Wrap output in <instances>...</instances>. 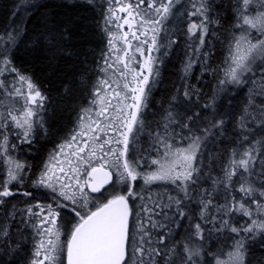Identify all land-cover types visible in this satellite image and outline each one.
Here are the masks:
<instances>
[{
	"label": "snow or ice",
	"instance_id": "snow-or-ice-1",
	"mask_svg": "<svg viewBox=\"0 0 264 264\" xmlns=\"http://www.w3.org/2000/svg\"><path fill=\"white\" fill-rule=\"evenodd\" d=\"M0 4V264H264V0Z\"/></svg>",
	"mask_w": 264,
	"mask_h": 264
},
{
	"label": "trees",
	"instance_id": "trees-1",
	"mask_svg": "<svg viewBox=\"0 0 264 264\" xmlns=\"http://www.w3.org/2000/svg\"><path fill=\"white\" fill-rule=\"evenodd\" d=\"M100 4H105L106 0H98ZM3 5L0 4V7ZM88 18L90 21L97 19L96 15L89 11ZM87 28L89 30V33L91 36L96 37L98 36V32L96 30V26L94 23H88ZM102 46L101 42L99 40H96L93 42V47H95L97 50ZM183 43L181 45L177 46L176 51H174L170 56H168L165 60V63L163 65L162 70V79L160 83L154 88L153 92V102L158 101L161 99V97H164L165 99L170 94V92L173 89V85L177 84L179 82V78L182 75L180 71V65L181 60L183 59L182 55H178L182 51ZM195 73L199 75L200 68L197 67L195 69ZM34 74L36 81L45 89L48 88L49 84L52 85L53 89L58 90L59 83L57 80V73L56 72H49V69L40 64L36 63L34 66ZM206 81V82H205ZM193 82H195V79L193 78ZM213 81L210 80L209 77H204V80L201 81V87L205 89V91H210L212 87ZM247 90L245 89V92H242L240 96L236 98V102L239 103V101L243 98V96L246 94ZM153 109H149V113L152 112ZM74 113H69L67 110L63 112V114L59 117L57 124L59 125L60 131L58 133H55V135H63L64 132H66L69 128H71V123L73 119ZM148 119H153L151 115H149ZM146 140V138H145ZM46 148H50L51 144L45 145ZM21 158H26L29 161H33L34 159H38L39 157L35 156V148L32 149V152H28V147L24 146L21 152ZM164 186L157 185L156 188L152 189L153 193L155 191H163ZM15 199H23L21 196H17Z\"/></svg>",
	"mask_w": 264,
	"mask_h": 264
},
{
	"label": "flooded vegetation",
	"instance_id": "flooded-vegetation-1",
	"mask_svg": "<svg viewBox=\"0 0 264 264\" xmlns=\"http://www.w3.org/2000/svg\"><path fill=\"white\" fill-rule=\"evenodd\" d=\"M122 2H124V0H122ZM126 14V13H125Z\"/></svg>",
	"mask_w": 264,
	"mask_h": 264
}]
</instances>
